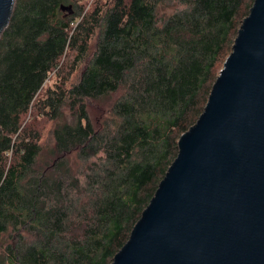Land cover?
<instances>
[{"label": "trees", "instance_id": "16d2710c", "mask_svg": "<svg viewBox=\"0 0 264 264\" xmlns=\"http://www.w3.org/2000/svg\"><path fill=\"white\" fill-rule=\"evenodd\" d=\"M84 1L15 0L0 35V264H112L255 0Z\"/></svg>", "mask_w": 264, "mask_h": 264}, {"label": "water", "instance_id": "95a60500", "mask_svg": "<svg viewBox=\"0 0 264 264\" xmlns=\"http://www.w3.org/2000/svg\"><path fill=\"white\" fill-rule=\"evenodd\" d=\"M14 3L0 0V35ZM112 264H264V0Z\"/></svg>", "mask_w": 264, "mask_h": 264}, {"label": "rangeland", "instance_id": "374dc122", "mask_svg": "<svg viewBox=\"0 0 264 264\" xmlns=\"http://www.w3.org/2000/svg\"><path fill=\"white\" fill-rule=\"evenodd\" d=\"M96 0H85L83 2V7L85 9V11H88L92 5L94 4ZM171 10H168L167 12H170ZM245 18H243L244 20ZM242 20V21H243ZM70 69L67 68V71H69ZM77 74H74L73 79H77ZM49 86V82L48 84H46L45 88ZM101 110H102V105H95V104H90L89 105V111H90V115L92 117L93 122H98L100 117H101ZM31 114V113H30ZM30 114L26 117V122H28L29 118H30ZM72 114L71 112L65 108L63 110V114L60 118L52 120L49 118H40L38 117L35 121V125L34 128L41 133V145L43 149H46L47 146L51 143V133L53 128L58 124V123H64V122H71L72 121Z\"/></svg>", "mask_w": 264, "mask_h": 264}]
</instances>
